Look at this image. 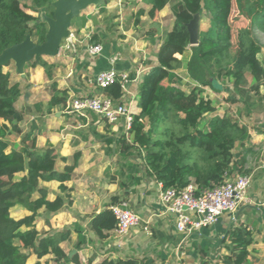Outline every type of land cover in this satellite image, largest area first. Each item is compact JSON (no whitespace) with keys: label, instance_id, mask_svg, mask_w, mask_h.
Returning <instances> with one entry per match:
<instances>
[{"label":"trees","instance_id":"1","mask_svg":"<svg viewBox=\"0 0 264 264\" xmlns=\"http://www.w3.org/2000/svg\"><path fill=\"white\" fill-rule=\"evenodd\" d=\"M53 1L0 0V54L24 41L28 34L36 43H43L48 24L42 13L54 17ZM145 1L150 7L147 11L139 9L137 22L144 14L155 19L172 2ZM173 7V25L162 39L157 64L143 74L140 83V112L132 116L131 127L117 139L116 152L129 171L140 169L133 161L134 157H140L147 174L162 183L164 189H183L191 181L204 188L222 183L237 172H246V157L235 158L236 146L244 145L249 137L246 126L227 114L216 115L204 125L201 123L207 114L216 111L205 91L207 87L221 90L219 79L233 80L247 107L253 96L264 98V93L260 92L261 87L264 89V53L254 36V29L264 31V0H202L201 9L209 15V26L199 32L196 45H191L188 29V23L194 18L193 7L185 0L177 1ZM243 20L249 24H237ZM81 21V27H84L88 21L86 15L81 16ZM96 40L98 36L94 35L91 41ZM150 43L156 44V39L151 37ZM233 48H236L234 52ZM188 49L192 54L184 62L177 54H184ZM183 65L195 83L188 93L180 86L182 77L177 73ZM25 66L45 68V78L51 80V87L56 93L49 102L51 108L66 102V91L58 89L52 65L41 57ZM214 67L217 68L215 71ZM247 73L255 83L245 88ZM129 76L131 80L135 78L133 74ZM100 90L116 104L123 103L124 91L120 81ZM252 91L253 96L250 94ZM21 94L20 84L11 83L10 72L0 65V264H27L32 254L38 258L34 264H42L40 259L49 254L54 255L55 261L69 264L77 255L69 257L61 243L69 239L72 227L39 232L35 221L41 208L55 212L62 207L60 198L48 200V190L40 186V181L57 180L61 182V189L66 190L64 183L71 180L81 153L74 154L72 166L59 171L56 168L59 154L52 145L39 150L36 138H33L30 145L11 148L8 136L19 130L17 123L23 119L21 111L14 107ZM169 123L170 126L177 124L180 132L176 133ZM29 138L26 136L23 142ZM107 141L110 142V139ZM61 159L67 161L65 157ZM19 173L24 175L18 177ZM139 181L137 179L136 183ZM35 193L39 194L38 198L34 197ZM112 198L111 204L119 202L116 196ZM18 204L31 213L15 219L10 209ZM116 225L117 218L107 207L91 220L90 228L103 239ZM233 235V264H245L250 254L248 248L254 242L253 232L244 227ZM85 242L86 236L79 232L76 247L81 248ZM101 264L140 263L138 259L129 257L105 258ZM200 264L210 263L205 260Z\"/></svg>","mask_w":264,"mask_h":264},{"label":"crops","instance_id":"2","mask_svg":"<svg viewBox=\"0 0 264 264\" xmlns=\"http://www.w3.org/2000/svg\"><path fill=\"white\" fill-rule=\"evenodd\" d=\"M114 6L115 3H108L109 8ZM149 7L143 9L147 11ZM167 8L168 5L153 19L157 29L166 17ZM98 20L99 16L96 23ZM81 22V16L72 20L69 28L72 37L66 38V42L62 41L57 55L42 57L52 65L58 89L66 91L65 103L52 108L49 106L56 93L50 87L51 80L45 78L43 66H25V75L17 71L14 61L4 66L5 71L11 74V83H19L22 90L14 107L21 111L23 119L17 123L19 130L8 136L11 148L30 145L33 138H36L39 150L52 145L59 154L56 163L59 171L72 166L74 154L81 153L71 180L64 183L66 190L61 189V182L57 180L40 181V186L48 190V200L60 198L62 207L55 212L41 208L35 221L36 229L46 232L72 227L69 239L61 243L69 257L77 255L69 264H101L105 258L129 257L138 259L140 264H200L205 260L210 264H233V233L246 227L253 232L254 242L248 248L250 254L245 264H264V98L254 97L252 91L250 94L253 97L248 107L242 104L247 114L245 126L249 137L244 145L236 146L235 158L237 160L243 155L246 157L244 170L251 177L245 199L237 211L224 213L214 225L185 237L176 230L175 216L159 203L161 183L146 171L143 172L144 169L134 168L129 171L124 168V162L116 152V141L126 130L125 119L109 123L98 114H80L66 108L73 97L105 95L95 85L96 75L102 70L115 69L135 76L124 93L123 103L132 116L139 113L140 83L143 74L157 64V56L150 55L148 51L151 44L142 38L127 47L119 42L115 44L106 41L103 45L97 40L91 41L93 35L90 43L88 38L94 29V22L88 19L84 27H81ZM162 39L156 40L162 42ZM95 44H101L103 50L97 55H91L88 47ZM185 54H177V57L181 59ZM139 58L144 60L138 66L135 63ZM253 81H249L250 85L255 83ZM182 89L187 93L191 91ZM260 92L264 93L263 87ZM38 94L41 97L37 98ZM237 96L241 97L240 94ZM26 136L30 138L23 142ZM62 157L67 158V161H63ZM23 175L19 173L17 176ZM137 179L140 180L138 183ZM114 196L119 202L128 201L130 208L143 219L123 240L114 239L113 231L102 239L90 228L91 220L111 207ZM34 197L38 198L39 194L35 193ZM10 212L15 219L31 213L19 204L11 208ZM79 232L86 236V242L81 248L76 247ZM36 261L37 256L32 254L27 264ZM40 261L42 264H67L55 261L53 254Z\"/></svg>","mask_w":264,"mask_h":264},{"label":"built area","instance_id":"3","mask_svg":"<svg viewBox=\"0 0 264 264\" xmlns=\"http://www.w3.org/2000/svg\"><path fill=\"white\" fill-rule=\"evenodd\" d=\"M71 37L70 34L68 39ZM102 50L101 44L88 47L91 55H97ZM117 81L122 83L125 93L129 83L133 80L130 79L129 73L108 69L97 73L95 85L99 89H106ZM66 108L68 111H76L80 114L87 112L98 114L109 123H116L124 118L126 130L131 127L132 115L129 108L124 103L116 104L107 95L73 97ZM250 183L251 177L247 174L229 176L222 183H213L204 188L194 181L183 189L175 187L164 189L161 183L159 203L167 212L175 216L176 230L187 237L205 227L214 225L224 213L237 211L246 197ZM110 209L117 218V225L112 230L116 240H123L132 229L143 222L141 215L130 208L128 201L112 204Z\"/></svg>","mask_w":264,"mask_h":264},{"label":"rangeland","instance_id":"4","mask_svg":"<svg viewBox=\"0 0 264 264\" xmlns=\"http://www.w3.org/2000/svg\"><path fill=\"white\" fill-rule=\"evenodd\" d=\"M101 4H92L87 8L81 10V13L78 17L87 14H93L96 17L99 16V20L97 23H94V29L89 34V41L90 37L93 35L98 36V42H101L103 45L107 42H114L120 43L122 46H129L132 43H135L136 40L146 39L150 43L151 37L155 39H162L165 36L167 31L172 27L173 20H174V4L177 1L181 0H172L170 4H168L166 17L163 19L161 23H159L158 29L155 27V20L151 19L147 14H144L140 17L139 22H137V12L139 9L144 7H149L148 3L145 0H101ZM186 3L191 5L194 10V15L198 16V31L207 29L209 26V15L204 10H202V0H185ZM113 2L115 3L114 7H108V3ZM28 12L29 9H27ZM235 14V12H234ZM233 14V17H234ZM34 15H38V13H34ZM238 25L247 26L249 22L247 20H243ZM254 36L257 38L258 42L262 46V54L264 53V31L259 29H254ZM120 39H127L120 40ZM66 42V39H63ZM161 42L160 40H156V44H151L150 46V55L153 57L157 56V46ZM162 43V42H161ZM161 45V44H160ZM140 47V46H139ZM160 47V46H159ZM236 48H233L235 51ZM141 50V49H140ZM192 54L191 49L186 51V54L181 58L183 60H189ZM261 54V55H262ZM144 59L139 58L138 62L135 65H140V63ZM217 68L214 67L213 70L215 71ZM178 74L182 77V81L180 86H182L186 91H190L193 87V81L190 79L188 70L184 66L177 70ZM247 82L246 86H249V81H253L251 79V75L249 73L246 74ZM222 85L221 90H215L213 88L207 87L205 91V96L212 100L213 105L216 107V111L213 113H209L205 116V119L202 121V125H204L210 118L216 115H224L227 114L231 116L233 119L237 120L241 125L245 126L247 123V114L245 108L242 104L243 101L241 97H238V91L234 86L233 80L224 78L218 80ZM255 82V81H253ZM25 83V82H24ZM139 83V82H138ZM245 83V82H244ZM195 84V83H194ZM51 87V81H50ZM52 89V88H51ZM137 89V88H136ZM53 90V89H52ZM237 96V98H236ZM41 97V94L37 95V98ZM239 99L241 104L238 103ZM170 126V123H169ZM170 127L179 133L181 128L177 124H171ZM237 150V149H236ZM134 163L140 166V169L145 168L143 166V160L140 157H134ZM148 176V175H147ZM19 177V176H18ZM149 180V178H146Z\"/></svg>","mask_w":264,"mask_h":264},{"label":"water","instance_id":"5","mask_svg":"<svg viewBox=\"0 0 264 264\" xmlns=\"http://www.w3.org/2000/svg\"><path fill=\"white\" fill-rule=\"evenodd\" d=\"M101 3V0L53 1L52 5L55 8L54 17L47 16L44 12L42 13V17L48 24L46 40L38 44L28 34L24 41L6 48L0 54V65L5 66L10 61H14L17 71L25 75L24 68L29 61L33 59L39 60L43 56H54L60 52L63 39L68 38L71 34L69 28L72 20L80 15L81 10L92 4ZM86 17L96 23L97 17L95 15L87 14ZM188 29L190 31L191 45H196L199 36L198 16L194 15V18L188 23Z\"/></svg>","mask_w":264,"mask_h":264}]
</instances>
